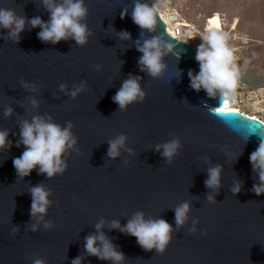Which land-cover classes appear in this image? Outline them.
<instances>
[{
  "label": "water",
  "instance_id": "1",
  "mask_svg": "<svg viewBox=\"0 0 264 264\" xmlns=\"http://www.w3.org/2000/svg\"><path fill=\"white\" fill-rule=\"evenodd\" d=\"M84 2L92 35L83 46L71 38L41 42L40 28L27 23L18 43L0 29V130H7L12 141L11 148L0 151V264H32L33 254L46 264H71L77 256L82 264H113L84 250L85 237L96 234L101 219L103 233L124 253L123 264H264V194L251 190L258 177L249 162L259 142L253 133L264 135V123L236 110L221 112L219 97L190 88L188 72H199L196 53L170 37L159 17L156 31L144 38L161 34L172 43L163 57L167 70L162 79L141 72L135 44L141 30L131 20L134 0ZM0 8L49 20L41 0H0ZM125 8L128 15L122 20ZM121 30L131 39L121 40ZM129 74L141 77L146 97L121 111L112 97ZM21 80L35 84L37 91L23 88ZM82 81L86 89L73 99L67 93ZM29 97L38 107L32 108ZM6 106L13 109L8 118L3 116ZM33 116L51 117L61 127L68 121L74 125L79 152L68 153L63 174L47 178L37 168L17 176L12 161L24 151L15 146L19 121L30 122ZM121 134L132 154L122 148L111 159L108 141ZM174 136L181 147L169 164L155 149ZM216 165L222 168L218 192L204 184L208 168ZM237 181L242 188L234 195L230 189ZM38 184L52 192L44 217L54 224L50 231L42 223L36 232L28 227L35 223L29 189ZM208 195L215 203L207 201ZM183 202L190 203L188 220L177 229L174 209ZM138 211L145 220L164 219L172 226L163 254L144 251L134 237L110 227L113 221L125 226ZM193 220L199 221L196 233L189 232ZM13 227L19 228L15 235Z\"/></svg>",
  "mask_w": 264,
  "mask_h": 264
},
{
  "label": "clouds",
  "instance_id": "2",
  "mask_svg": "<svg viewBox=\"0 0 264 264\" xmlns=\"http://www.w3.org/2000/svg\"><path fill=\"white\" fill-rule=\"evenodd\" d=\"M168 0H153L151 4L134 0L131 20L141 30V39L135 42L136 50L141 53L138 59V65L141 72H146L153 79H162L167 70V64L163 57L172 50V43L163 35H151L145 39V33H154L158 23V17L161 9L167 5ZM45 10L49 13V20L44 22L39 16L27 19L18 16L14 10L0 8V29L7 30V39L19 42L20 34L24 31L26 23L31 28H40L37 38L44 43L57 44L60 41L73 39L77 45L83 46L88 42L92 32L88 29L85 22L88 16V8L84 0H41ZM128 15V9L121 12L120 18L123 20ZM213 24L215 22L213 21ZM166 32V31H165ZM121 40H130L131 34L126 30L118 33ZM171 37V36H170ZM196 39V37H192ZM201 43L197 45L195 60L199 65V72L194 74L191 70L188 72L190 88L199 92L203 90L209 97H219L220 104L227 105L235 95L240 77V68L236 63L232 48L228 44V35L215 28H209L208 31L199 36ZM142 40V43H141ZM187 45L188 39H177ZM187 41L189 43H187ZM100 70V66H96ZM141 77L132 76L123 81L120 89L112 97L115 104L121 111L133 103H143L146 92L140 86ZM21 86L31 92H36L35 84H28L21 80ZM66 86L61 84L60 91H65ZM86 84L81 82L79 85H73V89L67 94L73 99L81 92L85 91ZM187 102L186 100H184ZM32 108L38 107V101L28 98ZM212 110L211 108L209 109ZM223 112L224 109L220 108ZM13 114V109L6 106L3 111L5 118ZM72 122H66L64 127L52 122L51 117L33 116L31 121H19V139L16 141V147L21 145L24 151L19 157L13 159V167L18 177H26L38 168V174H43L47 178H52L58 174H63L68 167L66 156L69 152L78 153L75 148L77 137L72 133ZM258 147L250 154L249 162L252 171L258 177V183L252 186V192L260 196L264 194V135H258ZM9 132L0 130V151L5 148H11L12 141L8 140ZM250 137V136H249ZM245 140V143L249 139ZM127 136L121 134L115 139L108 141L109 147L107 156L115 159L120 155V149L124 148ZM181 147L180 139L173 137L169 141L156 146L155 151L159 152L167 163H171L173 158L179 155ZM125 151L132 154L131 149L124 148ZM127 165L128 161H124ZM220 165L209 167L207 170V179L204 181L205 187L217 191L220 187ZM242 184L234 182L230 191L235 195L241 191ZM31 195L30 217L35 223L29 224V230L36 232L42 223L45 230H51L54 224L51 220L45 221L44 217L47 209L52 204L49 197L52 195L43 184H38L29 189ZM209 203H215L213 195L207 196ZM190 203L183 202L174 209V218L177 229L184 225L188 220ZM199 221L193 220L189 232L196 233L195 225ZM105 221L100 220L95 225L96 234H89L85 237L84 250L92 257L101 261H111L113 264H123L124 253L117 250V246L103 233ZM113 229H118L122 233L132 236L137 244L144 251L155 250V254H163L172 240V226L164 219H144L142 212H136L125 226L121 227L118 221L111 222ZM19 228L13 227L12 234L18 233ZM206 235V233H201ZM32 264H46L45 259L33 254ZM71 264H82V258L77 256L71 261Z\"/></svg>",
  "mask_w": 264,
  "mask_h": 264
},
{
  "label": "rangeland",
  "instance_id": "3",
  "mask_svg": "<svg viewBox=\"0 0 264 264\" xmlns=\"http://www.w3.org/2000/svg\"><path fill=\"white\" fill-rule=\"evenodd\" d=\"M169 12L183 19L191 36L188 41L195 51L201 43L199 36L205 33L204 19L217 15L221 31L229 37L228 44L240 68V78L254 75L264 80V0H168L160 14ZM194 36L196 39H192ZM241 82L244 85L240 93H235L232 103L245 114L258 116L264 122V83L254 86Z\"/></svg>",
  "mask_w": 264,
  "mask_h": 264
},
{
  "label": "built area",
  "instance_id": "4",
  "mask_svg": "<svg viewBox=\"0 0 264 264\" xmlns=\"http://www.w3.org/2000/svg\"><path fill=\"white\" fill-rule=\"evenodd\" d=\"M168 14V17H170V18H173V17H175L174 18V20H172L171 22H170V24H171V26H170V31H168V29H167V23L164 21V19H162L161 17H160V15H159V18H160V20L164 23V25H165V31H166V33L169 35V36H171L172 38H177V39H180V40H182V39H189L190 40V34L188 33V30H187V27L186 26H183V19L179 16V15H177V14H175V13H172V12H169V13H167ZM222 18V17H221ZM209 18H205L204 19V22H203V31L205 30V26L207 27V23L209 22ZM222 20V22H224L223 21V19H221ZM189 46L193 49V51L196 53V51L194 50V48L192 47V45L191 44H189ZM242 85H244L241 81H240V77H239V82H238V86H237V88H236V90H235V93H240L239 91H240V89H242Z\"/></svg>",
  "mask_w": 264,
  "mask_h": 264
},
{
  "label": "bare ground",
  "instance_id": "5",
  "mask_svg": "<svg viewBox=\"0 0 264 264\" xmlns=\"http://www.w3.org/2000/svg\"><path fill=\"white\" fill-rule=\"evenodd\" d=\"M160 17L162 18V19H164V21L167 23L166 25H167V29H168V31H170V22L172 21V20H174V18L175 17H173V18H170V17H168V15L167 14H160ZM210 20H209V22L207 23V27L205 26V30H204V32H206V31H208L209 30V28H215L217 25H218V30L219 31H221L222 30V28H221V22H220V19H219V17L217 16V15H215V16H213V17H210L209 18ZM213 21L215 22V24H213ZM183 26H184V24H183ZM245 81L246 83H248V84H250V85H254V86H256V85H260L261 83H264V80H262V79H259V78H257L256 76H249L248 77V79H242V78H240V81ZM241 96V98H242V94L240 95ZM242 104L245 106V104H244V101H243V98H242ZM223 109L224 110H236V111H238V112H242L243 114H245L241 109H238L233 103H232V99L231 100H229V102L227 103V105H223ZM246 115H248V116H250V117H253V118H256V119H259L260 120V118L258 117V116H255V115H252V114H246ZM261 122L262 123H264L262 120H261Z\"/></svg>",
  "mask_w": 264,
  "mask_h": 264
}]
</instances>
